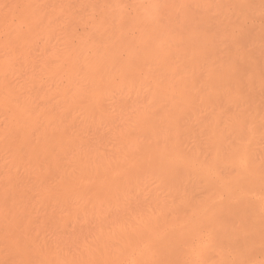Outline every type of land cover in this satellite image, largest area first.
<instances>
[{
  "label": "rangeland",
  "instance_id": "374dc122",
  "mask_svg": "<svg viewBox=\"0 0 264 264\" xmlns=\"http://www.w3.org/2000/svg\"><path fill=\"white\" fill-rule=\"evenodd\" d=\"M111 1L0 0V61L2 60L0 62V86L2 85L3 87H0V97L2 96L0 100L3 99L0 101V107L1 109L4 108L0 111L5 112L3 110L7 108L6 112L8 114L7 116L6 112H0V264H146L149 261V263L154 264L152 261L155 262L157 259L155 258L151 261L150 256L145 263H142L143 260H139L141 259L139 257H142L140 254L142 250L145 252V248L149 249V252L151 251L149 255L151 253L154 254V252H158V256L165 255V257L162 256L161 258L157 256L159 262L156 261L155 264H264V0H201L200 6H204L202 9L195 11L194 8H191L192 13H189V15L192 14L196 23H200L201 21L205 23L204 26L210 25L212 27L210 31H207L208 36L213 37L214 51L217 53L215 55H223L220 57H224L225 60L231 62L234 65L231 66L232 64H230L231 68L233 71H236L239 77L238 81L232 79L235 83L231 82V80L228 81L231 84L227 83L223 78V81L221 80L223 83H220L221 78L219 82L217 79L207 77L209 75L207 74V67H212V64L211 66H208L210 64L207 66L201 64V66L198 63L201 72L195 64H193L194 70L188 68L189 64L186 66L181 65L186 70H190V72H188L189 70L187 71V74H192L191 71L194 74L196 73L194 77L190 76V74H188L189 76L185 74L186 76L183 75V77L182 71H185L183 70L185 68L179 71L181 69L178 67L179 73L182 72L181 76L183 79H179L180 82L182 81V84L185 85L186 83L188 86L187 81L190 79L187 80L186 77H192V79L198 78V82L205 85L200 86L201 84L196 79H194L196 83L193 85V80H191L193 83L191 84L189 81L191 89L196 84H199L197 85L198 88L193 87L192 91H189L187 86L186 90V87L179 82L176 88L177 80L175 81L174 79L179 75L176 74L178 72L176 71L177 65L171 64L170 66V64H166L169 67H165L166 65L164 64V67H160L163 65L162 62L160 64L161 60H159V63L157 60L154 64L150 63L148 68H146V63V66H144L146 69L142 65L141 71L139 69L141 73L140 77H137V74H135V78H133L131 71L129 72L130 74L127 72L130 70L126 69L129 65L127 66V64L124 65L123 63L124 66H127L123 67L122 64L115 61V65L116 63L120 65L121 70L122 67L124 68L123 71L127 70L128 78L124 76L125 82L122 77V75L126 74L125 72L123 74L121 70L114 66L122 73L119 77L118 74L120 73L116 72L115 68L112 70L114 62L111 68L109 66L110 63H106L105 67L108 65L106 73L108 72V74L104 73V70H106L103 67L104 64L99 67L97 66V70H95L97 63L90 62L88 56L89 49L87 48L92 42L101 38L102 33L108 32L110 34L111 29L109 30L104 18L107 16L108 19L112 16L106 15L104 18H101L104 11H107L109 15L118 14L117 7H119L121 15H126L120 19L118 17L119 21L111 19L113 21L111 24L113 31L120 29L125 32V35L137 34L138 32V28L132 22V18L139 10L135 1L115 0L116 5L110 7ZM221 9L223 12L220 15L219 11ZM51 14L52 16H49ZM42 17L45 18L41 19ZM47 19L49 20L45 21ZM51 19L53 20L51 21ZM89 19L91 20L90 22H88ZM174 19L173 13L169 12L168 9H164L162 10V16L159 18V25H170L172 28L169 32L174 34L176 32V29L173 28ZM81 21L82 24L84 22L83 25ZM46 28H48V31ZM224 30L226 32L221 33ZM153 33L156 34L157 32ZM71 37L74 39L73 42L80 39L81 42L79 40L78 42L82 45L76 43V41L72 43ZM51 39L54 40L52 41ZM50 41H52L50 44L53 45L49 44ZM58 41H60L59 44L61 45H57ZM54 44L57 46H54ZM78 44L83 48H80ZM63 45L66 48L61 47ZM76 45L79 51L75 48ZM59 47L62 50L64 49L66 53L67 51H74L75 54H69V52L68 55L70 56H66L67 54L64 56V51L61 54L59 52L62 50H56ZM71 47L75 48L78 55H76L75 50L72 51ZM44 48L46 51L43 52ZM80 49L82 50L80 51ZM82 51L88 53L82 54ZM40 52L44 54L40 55ZM45 52L47 53L45 54ZM111 52H117V49L112 48L109 50V53ZM58 53L60 54L59 58H63L61 59L62 61L59 58H54L58 57ZM71 55H74V58L76 56L75 60L72 59ZM84 55L88 59L86 56L84 58ZM25 56L27 57L25 58ZM80 57H82L83 61ZM66 58H69L70 62ZM76 59L80 60L76 61ZM66 60L71 65L75 64V61L78 63L74 68V66L67 64ZM71 60L74 61L72 62ZM27 62L29 63L27 64ZM84 62L89 63L88 68L85 67L86 63L84 64ZM59 63L61 67L58 68L57 64L60 65ZM225 63L226 61L220 64H224V67L226 65L227 68L228 65ZM90 64L92 65L90 66ZM152 65L154 68H151ZM158 66L159 69L162 68L165 72L167 70L165 68H168L167 72L170 71L171 73L163 71L162 74L160 73L162 76L157 79V73L155 76L152 71L156 72ZM203 66L204 68L206 67L207 71L202 69ZM216 66H213V68L219 74H223L220 70L221 65L217 66L218 68ZM92 67L94 68L92 71L94 74L96 71L101 73L95 74V76L91 72ZM172 67L173 69H170ZM85 68L87 70L90 69L88 70L89 72ZM131 68H134V66ZM44 69L47 70L45 71ZM54 69L55 71H53ZM110 69L116 72V77L115 75L113 76L115 73H112ZM143 69L147 70L145 72H148V69H150L152 73L148 72V76L146 74L144 76ZM210 69L212 70V68ZM43 70L44 72H42ZM51 70L55 73L57 72V74H65L66 76L57 75ZM131 70L133 71L132 73H136L138 69L136 72H134V69ZM226 70L224 69L223 71ZM77 71L87 73H78ZM71 72H74L75 75ZM102 72L105 74L104 77ZM40 73L42 74L41 76ZM50 73L53 75V79ZM202 73L206 75V79L204 74L202 76ZM252 73L255 75V79L251 80V82L250 79L249 82H247L248 80L245 82L242 77ZM67 74L70 75L68 76ZM83 74L84 77L81 76ZM109 74L112 76L110 81L111 79L115 80V82L112 81L114 82L113 84L109 82L108 77L110 76H107ZM93 75L95 77L100 76V78L102 76L101 81L100 78L97 77L98 79H96ZM175 75L177 76L174 77ZM55 76H58L59 80L55 79ZM70 76L72 80L77 79L72 81ZM27 77L29 81H27ZM59 77H62V79ZM64 77L69 79H65L66 83L73 84L72 88H70L71 85L68 88ZM87 77L89 81L86 79ZM82 79L84 81L80 84L79 81H82ZM93 79L96 80L93 81ZM228 79H231V77H228ZM19 80L21 81L18 82ZM183 80L186 82L183 83ZM210 80L212 85H209ZM102 81L103 83L107 81L106 83H111V85L102 84ZM204 81L205 83H203ZM213 81H216L215 83L217 84L215 85ZM24 82H27L26 85ZM206 83L208 84V88ZM62 85H66L67 87ZM82 85L83 87L89 86L81 88ZM214 86L217 87L215 88ZM7 87L8 89L11 88L8 91L9 93H7ZM19 87H22V89ZM35 87L38 89V93ZM91 87H95V90L101 92H94L93 90L92 93L90 92L93 89H90ZM201 87L204 90L203 92ZM18 88L20 91H16ZM66 88L70 92L68 91L67 93ZM178 88L185 89H180L179 92ZM211 88L212 90L215 88L213 93L217 92V96L211 93ZM195 89L197 94L201 92L202 94L204 93L203 95H206L205 98H209V100L206 99L205 103L204 99L201 102L208 105L210 101L212 105H205L204 108V104L199 103L201 100L199 98H203L201 97L202 94H195V96ZM199 89L200 92H198ZM12 90L15 92H10ZM21 90H24L26 94L23 91L24 94L20 93ZM102 90L106 92L104 95ZM148 90H151V93ZM153 90L162 94H159L160 98L165 97L164 100H162L163 98L161 99L163 109L159 104L160 101H158L160 98L156 99L158 98L157 92L154 93ZM74 91L80 93L75 92V94ZM129 91L131 92L129 93ZM185 91H188V94ZM27 92H29V96ZM132 92L135 95L131 94ZM146 92L150 98L146 96ZM190 92H193L191 98L188 96ZM11 93H15L13 95L16 96V99H13L15 96H12ZM69 93L70 95H68ZM101 93L102 96H100ZM179 93L187 95L185 98L186 95L180 94L187 99V102L182 101L184 98H179L181 97L177 95ZM231 93L236 94L234 96L236 98L233 100L231 99ZM151 94H153V97ZM207 94L215 99H211ZM211 94L216 97H213ZM48 95L50 96L49 99ZM154 95L156 98H154ZM20 96L25 99L20 100L22 99ZM7 97L8 100L10 99L9 101L6 100ZM26 99L33 100L27 101ZM21 101L25 102L26 105ZM165 101L166 104L164 103ZM18 102L21 103L17 104ZM4 103L7 104L5 105ZM15 103L16 105H13ZM154 103L159 104L158 106L160 107ZM9 105L12 109L8 108L10 107ZM167 105L170 106L167 107ZM193 105L196 107H193ZM31 106L32 108H30ZM172 106L178 108H173ZM198 107L199 110H202L201 107L204 108V110L200 111V116ZM184 108L189 111H186ZM20 110L22 112L25 110L24 114ZM184 110L190 112L189 114L192 113V115L186 114L187 119H185ZM13 111L15 112L13 113ZM172 111L177 113L176 118L170 114H173ZM181 112H183L184 117ZM193 112L195 114L198 112V114L193 115ZM203 112L205 115H203ZM18 113L22 115L21 121L18 119L19 116L21 118V115ZM210 113H214L215 115L212 114L214 117L211 118ZM14 115H18L17 118ZM1 117L5 119L3 120ZM196 118L199 119L200 123L197 120L198 123H195ZM200 118H202L204 123L201 122ZM214 118H217L216 122L220 125L216 126V128V122L213 123L215 124L214 127L218 130H216L217 133L214 140L227 141L230 139L235 140L234 144H236V140L238 139L237 142L239 144L245 145L243 147L248 145L246 147L248 149L245 148V152L249 153H245L244 150L240 153L245 154V156L249 155L251 159L250 164L259 168L261 172L257 169L260 174H257L256 177L258 178L256 182L252 180L255 177L254 175H256L252 171L254 177L251 178V182L247 181L249 178H245L246 180L243 178L244 182L246 181V186L240 185L242 187L241 190L239 189L241 195L237 194L239 193L237 187H235V185L238 186V184H235L237 181L233 186L231 184V187L236 188L235 192L233 188H228L230 183L227 184L229 180L225 178L227 181L224 182H226L227 186H223L226 187L228 191L226 192L229 193V189H231L233 190L232 193H236H233L236 198H238L237 195L242 196L239 199L240 203L244 204L242 212L235 210V208L233 209L235 211L232 208L230 210L225 208L227 209L225 210L219 206L218 202L222 199L224 200L228 194L225 193L227 194L225 195V191L222 193L223 189L218 187L219 183L223 180L216 178L215 174L217 172L214 173V170H209V173H214L213 175L212 173L209 174L214 182L209 178L212 183L209 182L207 185V178L204 181L203 178L201 179L197 176L201 174H198L199 168L202 170L205 167L209 168V164L213 160L212 151H215L216 147L212 149L214 145H211V148L208 142L213 139V132H216L213 131L215 128L209 130L213 128L212 122L215 121ZM206 120L207 122L205 123ZM11 121L12 125H10ZM208 121L210 122L209 129L208 127L204 128L207 126ZM233 121V126L234 124L237 125L233 127L237 128V135L234 134V131L232 132L233 129L228 130L229 128H227L229 127L227 125H230ZM168 123L174 124L173 126L177 128L171 129ZM16 124L18 125L17 128ZM166 124L167 128H165ZM197 124L200 125L197 126ZM201 124L200 133H196ZM178 126L183 130L182 132ZM14 128L16 131H14ZM169 128L171 130V132L169 130L171 138L168 135ZM162 129L164 130L162 131ZM177 129L181 132L179 133V135L181 134L180 137L176 135L178 133H176ZM156 130L158 134L154 132ZM166 131L167 133H165ZM201 132L203 136L200 135L202 134ZM192 135L195 138L197 136L198 138L201 137V140L197 138L200 141L199 144H197V140ZM235 135L238 137H235ZM174 136L179 137L177 142L175 141L177 137L174 138ZM205 141H208L209 145ZM211 142L213 143V140ZM152 143L154 146L151 145ZM238 147L236 145L233 147L234 149H238L236 154L241 149L240 145ZM155 148L159 153H156ZM161 153H165L164 156ZM171 153H177V158L174 154L175 159L172 157L168 160L170 158L168 156ZM158 154H161L162 160L158 157ZM239 156L238 160L241 164L238 160L239 165L238 163L235 164L239 167H237L238 170L252 166L250 164L246 166L245 163H242L243 159L240 154ZM236 157L238 158V155ZM249 158L247 156L246 159L249 160ZM158 160L163 162V164L161 162V166ZM173 160L176 161V164L175 162L174 164L172 163ZM222 160H219L218 166L215 161V165L219 169L222 167L223 172L226 171V174L227 170L236 168L226 169L228 168L226 163L230 161L229 159L228 162L223 161V164L226 162L224 164L225 168ZM233 161L231 163L234 164L236 160ZM195 162L202 165L199 164V167ZM243 162L246 161L244 160ZM254 166L252 168L256 169ZM193 167L199 169L196 171L197 177H195L196 173ZM222 169L219 172H222ZM234 171H237V169H234ZM241 171L242 174H245L243 170H240L237 173L238 175L240 174L239 176H241ZM247 172H250L249 168ZM219 174L222 175L224 173ZM229 174L227 176H231ZM248 175L249 177L251 176V174ZM204 176L208 177L205 174ZM213 176L220 182H216ZM242 176L241 180L239 179L240 181H242ZM240 181L238 183L244 185V182ZM222 184L220 185L222 186ZM230 196L233 197L231 193ZM227 198L226 200H229ZM232 199L235 200V198H231L230 200ZM234 200L230 203L232 204ZM221 202L223 203L225 200ZM230 203L228 202V204ZM227 205L225 207H228ZM236 206L241 205L238 204ZM177 231L179 234L183 232L184 236L182 235L183 237L180 236L182 238L178 239L177 236L179 234H177ZM257 232L261 233L262 237L260 239L257 238V235L259 236ZM166 238L167 241L165 240ZM148 251L146 250V252ZM159 251L163 252L159 253ZM143 256L147 257L148 255L146 253ZM146 257L144 258L146 259Z\"/></svg>",
  "mask_w": 264,
  "mask_h": 264
},
{
  "label": "bare ground",
  "instance_id": "6f19581e",
  "mask_svg": "<svg viewBox=\"0 0 264 264\" xmlns=\"http://www.w3.org/2000/svg\"><path fill=\"white\" fill-rule=\"evenodd\" d=\"M134 1H135L136 5H137V7H138V9H139V10L136 12L135 16L132 18V22L136 25V28H138V29H137V31H138L137 34H132V35H127V34H126V35H125V32L121 31L120 29H118V30H116V31H113L112 26H111V24H112L113 21H111V19H112V20H118V19H117L118 17H119V19H120V18L126 16V15H121V13H120V8H119V7H117V9H118V14H110V15H109V14H107V11H104L103 14L101 15V18H104L106 15H108V16H112V17H110V18H108V19H107V16H106V18H104V19H106V22H105V23L108 24V28H109V30L111 29V31H110V34H109L108 32H104V33H102V37L99 38L97 41L92 42V43L88 46V48H87V49H89V50H88V51H89V55H88V56H89L90 62H94V64L97 63V65H95L96 68L93 66V67L95 68V70H97V66H98V67H99V66H102V64H104L103 67H105L106 63H107V64L110 63L109 66H110V68H111V66L113 65V62H114V65H113V67H112V70H114V68H115L114 66H116V68H118L119 70H121V66H120V65H117V63H120V64H122L123 67H127V66L129 65L126 69H130L129 71H127V70L123 71L124 68L122 67V70H121L122 73L125 74L126 71H127L128 73L131 71V74L133 75V78H135V77H134L135 74H137V77H138V76L140 77V74H141V73H140V71H141L140 68H142V65H143V68H145L144 66H146V63H147V67H146V68H148V66H150V63H153V64H154L156 60H157L158 63H159V60H161V61H160V64H161V62H162L163 65H161L160 67H162V66L164 67L166 64H170V66H171V64H172V65L174 64V66H175V64H176V65H177V66H176V68H177L176 71H178L179 68L181 69V70H179V71H182V69L185 68V67H182V66H186L187 64H189V65H188L189 67L187 66L189 69H191V70L193 69V70H194V66H193V64H195V66L197 65V66H198L197 68L199 69V67H200L199 65H201V64L204 65V66H207L208 64H210V65H208V66H211V64H212L213 66H216L217 63H219V62H220V63H221V62L224 63V62L226 61L225 64L228 65L227 68H226V65H225V67L223 66L224 64H220V63H219V64L217 65V66H220V65H221V69H220V70H221V72H222L223 74H219V73L216 71V69L213 68V66H212V67H207V70H208V71L205 69L206 67L204 68V66L202 67V69H204V71L206 70V71L208 72L207 74H209V75H207V77H209V78L211 77L210 79H217V80L219 81V79L221 78V79H220V81H221L222 78H223V80H226L227 83H230V82H228V81H230V80H231V82H233L232 79H233L234 81H238V80H239V77L237 76L236 71H233V69L231 68V66H234V65H233L231 62H229L228 60H225L224 57H220V56H223V55H219V56H218V55H215V54H217V53L214 51V49H215V45H214V41H213V39H212L213 37L208 36V35H209V34H208V31H210V30L212 29V27H211L210 25H205V26H204L205 23H204V22H201V21H200V23H196V22L194 21V19H193L192 14L189 15V13H192V9H191V8H194L195 11H197V10H200V9H202V8L204 7V6H200V5H201V0H134ZM115 5H116V1H115V0H112V1H111V6H110V7L115 6ZM164 9H168L169 12L173 13V15H174V17H175V19L173 20V21H175L174 24H173V28L176 29V32H175L174 34H171V33L169 32L170 29L172 28L170 25H166V26H164V25H159V18L162 16V10H164ZM41 12H42V11H41ZM49 12H50V11H49ZM51 12H52V10H51ZM51 12H50V13H51ZM222 12H223V11H222V9H221V10L219 11V14L221 15ZM52 13H53V12H52ZM40 14L43 16L42 13H40ZM40 14H39V15H40ZM45 14H46V12H45ZM45 14H44V15H45ZM54 15H55V14H54ZM54 15H53V16H54ZM49 16H52V14L49 15ZM56 16H57V15H56ZM45 17H46V16H45ZM45 17H42L41 19H43V18H45ZM39 18H40V17H39ZM39 18H38V19H39ZM51 18H52V17H51ZM55 18H57V17H55ZM55 18H54V19H55ZM36 19H37V17H36ZM49 19H50V17H49ZM49 19H47V20H45V21H48ZM52 20H53V19H51V21H52ZM36 21H37V20H36ZM38 21H39V20H38ZM90 21H91V20L89 19L88 22H90ZM118 21H119V20H118ZM88 22H86V23H88ZM41 24H43V23H41ZM49 24H50V23H49ZM81 24H82V21H81ZM83 24H84V22H83ZM83 24H82V25H83ZM27 26H28V25H27ZM53 27H54V26H53ZM53 27H52V28H53ZM55 28H57V27L55 26ZM46 29H47V31H48V28H46ZM156 29H157V30H156ZM33 30H34V29H33ZM55 30H56V29H55ZM207 30H208V31H207ZM50 31H51V30H49V32H50ZM159 31H160V34H159ZM29 32H30V31H29ZM153 32H157V33L155 34V33H153ZM225 32H226V30L222 31L221 33H225ZM31 33H32V31H31ZM50 33H52V31H51ZM114 33H115V34H114ZM153 35H154V36H153ZM71 39H72V37H71ZM51 40H52V39H51ZM53 40H54V39H53ZM53 40H52V41H53ZM55 40H56V39H55ZM73 40H74V39H72V41H71L72 43H74V42L76 41V40H75V41L73 42ZM78 40H79V42H81L80 39H78ZM78 40L76 41V43H79ZM52 41H50L49 44H50ZM59 42H60V41H58V44H57V45H61V44H59ZM62 43H63V42H62ZM72 43H71V44H72ZM49 44H48V45H49ZM55 44H56V43H55ZM55 44H54V46H57V45H55ZM79 44H80V43H79ZM79 44H78V45H79ZM50 45H53V44H50ZM64 45H65V44H64ZM64 45L61 46V47H65V48H66V46H64ZM80 45H82V44H80ZM80 45H79V47H80ZM46 46H47V45H46ZM52 47H53V46H52ZM72 47H73V46H72ZM72 47H71L72 51L75 50V48H76V49L78 48L77 45H76V47L74 46V47H75L74 49H73ZM81 47H82V46H81ZM81 47H80V48H81ZM53 48H54V47H53ZM82 48H83V47H82ZM112 48H116V49H117V52H111V53H109V50L112 49ZM46 49H48V48H46ZM58 49L62 50L60 47H59V48H56V50H58ZM85 49H86V47H85ZM85 49H84V50H85ZM42 50H43V49H42ZM68 50H69V47H68ZM77 50H78V49H77ZM81 50H82V49H80V51H81ZM44 51H46L45 48H44L43 52H44ZM51 51H52V50H51ZM63 51H64V49H63L62 51H60L59 53L62 54ZM75 51H76V50H75ZM78 51H79V50H78ZM86 51H87V50H86ZM9 52H11V51H9ZM55 52H56V51H55ZM64 52H65V51H64ZM69 52H70V51H69ZM69 52L67 51V53L65 52V54L63 53V55L65 56V55L67 54L66 56H70V55H68ZM82 52H83V51H82ZM82 52H81V53H82ZM46 53H47V52H45V54H46ZM49 53H50V52H49ZM59 53H58V57H54V56H53V57H54V58H59V56H60ZM71 53H74V54H75L74 51H73V52H70L69 54H71ZM79 53H80V52H79ZM84 53L87 54L88 52L86 53V52L84 51L82 54H84ZM8 54H9V53H8ZM41 54H42V52H40V55H41ZM43 54H44V53H43ZM43 54H42V55H43ZM51 54H52V53H51ZM10 55H12V53H10ZM40 55H38V56H40ZM54 55H55V54H54ZM76 55H78V54H77V51H76ZM80 55H81V54H80ZM8 56H9V55H8ZM8 56H7V57H8ZM50 56H51V55H50ZM55 56H56V55H55ZM85 56H86V55H84V58H85ZM7 57H6V58H7ZM26 57H27V56H25V58H26ZM44 57H45V56H44ZM61 57H62V56H61ZM71 57H73L72 59H74V60H75V58H76V56H75V58H74V55H73V56L71 55ZM86 57H87V56H86ZM40 58H41V57H40ZM49 58H50V57H49ZM69 58H70V57H69ZM69 58H68V59L66 58V59L69 61ZM78 58H79V57H78ZM80 58L82 59V57H80ZM41 59H43V58H41ZM45 59H47V58H45ZM59 59H60V58H59ZM61 59H63V58H61ZM61 59H60V60H61ZM87 59H88V57H87ZM22 60H23V59H22ZM25 60H28V59H25ZM25 60H24V61H25ZM43 60H44V59H43ZM47 60H48V59H47ZM49 60H50V59H49ZM51 60H52V58H51ZM60 60H59V62H60ZM67 60H66V62H67ZM74 60H73V61H74ZM78 60H80V59H76V61H78ZM1 61H2V60H1ZM1 61H0V62H1ZM5 61H6V60H5ZM29 61H30V60H29ZM33 61H34V60H33ZM53 61H57V60H53ZM61 61H62V60H61ZM71 61H72V60H71ZM73 61H72V62H73ZM76 61H75V64L73 63V65H71V64L68 63V62H67V64H70L71 66H74V68H75V65L78 63V62H76ZM82 61H83V59H82ZM82 61H81V62H82ZM115 61H117L116 65H115ZM223 61H224V62H223ZM14 62H15V61H14ZM14 62H13V63H14ZM19 62H20V59H19ZM25 62H26V61H25ZM66 62H65V63H66ZM69 62H70V61H69ZM88 62H89V61H88ZM88 62H84V64L86 63V66H85V67H87V68L89 67L88 64L90 63V62H89V63H88ZM157 62H156V63H157ZM215 62H217V63H215ZM28 63H29V62H27V64H28ZM34 63H35V62H34ZM39 63H40V62H39ZM42 63H43V62H42ZM48 63H49V62H48ZM98 63H100V64H98ZM111 63H112V64H111ZM123 63H124V65L127 64V66H124ZM148 63H149V64H148ZM196 63H197V64H196ZM198 63H200V64L198 65ZM203 63H205V64H203ZM228 63H229V64H228ZM4 64H5V63H4ZM14 64H15V63H14ZM14 64H12V65H14ZM37 64H38V63H37ZM46 64H47V62H46ZM51 64H53V63H51ZM55 64H56V63H55ZM59 64H60V63H59ZM79 64H81V63H79ZM160 64H157V65H160ZM164 64H165V65H164ZM230 64H232V65L230 66ZM12 65H9V66H12ZM30 65H31V63L29 64V67H30ZM32 65H33V63H32ZM91 65H92V64H90V66H91ZM131 65H132V66H131ZM135 65H136V67H135ZM181 65H182V66H181ZM202 65H201V66H202ZM48 66H50V64H48ZM55 66H56V65H55ZM57 66H58V68H59V67H61V64H60V65L57 64ZM77 66H78V65H77ZM107 66H108V65H107ZM107 66H106V67H107ZM118 66H119V67H118ZM133 66H134V68H131V67H133ZM138 66H139V68H137ZM140 66H141V67H140ZM174 66H173V67H174ZM180 66H181V67H180ZM217 66H216V67H217ZM222 66H223V67H222ZM27 67H28V65H27ZM43 67H44V66H43ZM43 67H42V68H43ZM53 67H54V66H53ZM82 67H84V66H82ZM93 67H92V69H91V72H92L93 69H94ZM103 67H102V68H103ZM106 67H105V68H106ZM155 67H156V65H155ZM165 67H169V66L166 65ZM173 67L170 68V69H173ZM178 67H179V68H178ZM192 67H193V68H192ZM47 68H49V67H47ZM50 68H51V67H50ZM90 68H91V67H90ZM116 68H115V69H116ZM136 68H137L138 70H137ZM146 68H145V69H146ZM151 68H154V66L152 65ZM151 68H150V69H151ZM188 68H187V69H188ZM197 68L195 67L196 70H197ZM210 68H212V70H211ZM217 68H218V67H217ZM219 68H220V67H219ZM230 68H231V69H230ZM55 69H56V67H55ZM55 69H54L53 71H55ZM72 69H73V68H72ZM108 69H109V68H108ZM131 69H134V70L136 69L137 72H136V70H135L134 72H136V73H132L133 71H132ZM139 69H140V71H139ZM150 69H148V70H149V71H148L149 73L154 72L153 75H155V76H156V73H157V79H158V77H161V76H162L161 74L163 73V71L165 72V70H162V68L159 69V66H158V68H157L158 70L155 69V70H157L156 72H155V71H152V72H151V70H154V69H151V70H150ZM165 69L169 70L168 68H165ZM189 69H188V70H189ZM222 69H223V70H224V69H225V70L227 69V70H228V73H227V70H226V71H223ZM26 70H27V68H26ZM37 70H39V69H37ZM44 70H45V69H44ZM44 70H43L42 72H44ZM46 70H47V69H46ZM46 70H45V71H46ZM58 70H59V69H58ZM79 70H80V67H79ZM82 70H84V69H82ZM85 70L88 71V70H90V69L87 70V69L85 68ZM85 70H84V71H85ZM95 70H94V71H95ZM99 70H101V69L99 68ZM99 70H98V71H99ZM103 70H104V69H103ZM110 70H111V69H110ZM110 70H109V71H110ZM112 70H111V72H112V73H115V74H113V76L115 75V77H116V76H117V75H116V72H119V70L116 69V72H115V71H112ZM159 70H160V72H159ZM161 70H162V71H161ZM167 70H166V72H167ZM174 70H175V69H174ZM174 70H173V71H174ZM183 70H185V71H182L184 74H183L182 72L179 73V71L176 72L177 75L179 74V75H178L179 78L177 77L176 79H174L175 81L177 80V81H176V82H177L176 88L178 87V82H179L180 84H182V83H181L182 81L180 82L179 79H181V78L183 79V77L186 76L185 74H187V71H188V70H186V68L183 69ZM196 70H195V71H196ZM229 70H230L231 72H230ZM51 71H52V70H51ZM53 71H52V72H53ZM56 71H57V69H56ZM75 71H76V69H75ZM75 71H74V72H75ZM104 71H105V72H104L105 74H108V72L106 73L107 68H106V70H104ZM121 71H120V72H121ZM138 71H139V73H138ZM145 71H147V70H144V69H143L144 76H146V75L148 76V74H147L148 72H145ZM195 71H194V72H195ZM197 71H198V70H197ZM197 71H196V72H197ZM199 71L201 72L200 69H199ZM39 72H41V71H39ZM42 72H41V73H42ZM67 72H69V71H67ZM74 72H73V73L71 72V73L75 75ZM77 72H78V71H77ZM80 72L82 73L83 71H80ZM80 72H78V73H80ZM88 72H89V71H88ZM91 72H90V74H91ZM120 72H119V73H120ZM124 72H125V73H124ZM166 72H165V73H166ZM169 72H170V71H169ZM169 72H167V73H169ZM174 72H175V71H174ZM185 72H186V73H185ZM188 72H190V70H189ZM191 72H192V74H190V73H188V74H190V76H193V77H194V75H195L196 73L194 74L193 71H191ZM200 72H198V73L200 74ZM210 72H211V73H210ZM215 72H216V73H215ZM41 73H40V76L42 75ZM46 73H47V72H46ZM46 73H44V74H46ZM53 73H55V72H53ZM65 73H66V72H65ZM69 73H70V72H69ZM78 73H77V74H78ZM83 73H85V72H83ZM86 73H87V72H86ZM86 73H85V74H86ZM92 73H93V72H92ZM98 73H101V72H97V71L95 72V74H97V75H98ZM102 73H103V72H102ZM104 73H103V74H104ZM112 73H110V74L112 75ZM122 73H120V74L117 73V74H118V76H119V75H122ZM160 73H161V74H160ZM170 73H171V72H170ZM181 73H182V76L184 75L183 77L181 76ZM198 73H197V75H198ZM224 73H225V75H224ZM26 74H27V73H26ZM44 74H43V75H44ZM50 74H51V73H50ZM55 74H57V72H56ZM59 74H60V73H58L57 75H59ZM72 74H71V76L73 77ZM93 74H94V73H93ZM95 74H94V75H95ZM103 74H102V75H103ZM105 74L103 75V77L105 76ZM110 74L107 75V76H110V77H108V78H109V82H112V81L115 82L114 79H113V80L111 79V81H110V78L112 77ZM126 74H127V73H126ZM126 74H125V75H122V77L124 78V76H127L126 78H128V74H127V75H126ZM129 74H130V73H129ZM138 74H139V75H138ZM145 74H146V75H145ZM158 74H160V75L158 76ZM173 74H174V73H173ZM188 74H187V76H189ZM203 74H204V73H202V76H203ZM205 74H206V72H205ZM205 74H204V75H205ZM216 74H218V75H216ZM51 75H52V74H51ZM60 75H61V74H60ZM62 75H65V74H62ZM62 75H61V76H62ZM67 75H68V74H67ZM69 75H70V74H69ZM69 75H68V76H69ZM78 75H79V74H78ZM91 75H92V74H91ZM91 75H89V76H91ZM94 75H93V76H94ZM177 75H175L174 77H176ZM211 75H212V76H211ZM213 75H214V76H213ZM20 76H22V75H20ZM26 76H27V75H26ZM36 76H38V75L36 74ZM36 76H35V77H36ZM47 76H48V75H47ZM65 76H66V75H65ZM71 76H70V79H71ZM81 76L84 77V74L81 75ZM81 76H80V78H81ZM95 76H96V75H95ZM95 76H94V78H96V79L100 78V76H99V77L97 76L98 78L95 77ZM107 76H106V78H107ZM135 76H136V75H135ZM199 76H200V75H199ZM202 76H201V77H202ZM216 76H218L219 78H218V77L216 78ZM222 76H223V77H222ZM224 76H226L225 79H224ZM227 76H228L229 78L231 77V79H228V80H227V78H228ZM42 77H43V76H42ZM42 77H40V78H42ZM44 77H45V76H44ZM49 77H51V76H49ZM49 77H48V78H49ZM85 77H86V76H85ZM91 77H92V76H91ZM119 77H120V76H119ZM122 77H121V78H122ZM129 77H131V76H129ZM137 77H136V78H137ZM214 77H215V78H214ZM234 77H235L236 79H237V78H238V79L236 80ZM15 78H16V77H15ZM17 78H18V77H17ZM24 78H25V76H24ZM29 78H30V77H29ZM36 78H37V77H36ZM59 78L62 79V77H59ZM78 78H79V77H78ZM123 78H122V79H123ZM171 78H173V76H171ZM186 78H187V80L190 79L189 81H190L191 84L194 83L193 85H195V83H196V81L194 82V79H196V80L198 79V78H194V79H192V77H191V78L186 77ZM199 78H200V77H199ZM242 78H243V80H245V82H246V80H248L247 82H249V79H250V82H251V80L253 81V80L255 79V75L252 73V74H250V75H245V76H243ZM13 79H14V78H13ZM27 79H28V77H27ZM30 79H31V78H30ZM52 79H53V75H52ZM55 79L59 80V79H58V76H55ZM65 79H67V78L64 77V81H65V83H66V80H65ZM75 79H77V78H75ZM75 79H73V80L71 79V80L74 81ZM83 79H84V78H83ZM83 79H82V81H79L80 79L78 80V81L80 82V84H81V82H83V81L85 80V79H84V80H83ZM86 79L88 80V77H87ZM96 79H93V81H95ZM101 79H102V76H101V78H100V81H101ZM118 79H119V78H118ZM184 79H185V78H184ZM200 79H202V78H200ZM205 79H206V75H205ZM205 79H203V80H205ZM14 80H15V79H14ZM14 80H13V81H14ZM22 80H23V79H22ZM31 80H32V79H31ZM37 80L39 81V79H37ZM67 80H69V79H67ZM87 80H86V81H87ZM91 80H92V79H91ZM185 80H186V79H185ZM187 80H186V81H187ZM191 80H193V83H192ZM208 80H209V79H208ZM223 80H222V81H223ZM20 81H21V80H19L18 82H20ZM24 81H25V79H24ZM27 81H29V79H28ZM33 81H35V79H33ZM33 81H32V82H33ZM41 81H42V80H41ZM62 81H63V80H62ZM88 81H89V80H88ZM107 81H108V80H107ZM107 81H106V82H107ZM119 81H120V79H119ZM123 81L125 82L126 79L124 78ZM183 81H184V80H183ZM186 81H184L183 83H185ZM189 81H187L188 86L186 85V83H185V85L182 84V85H184V87L187 86V87L189 88V89H188L189 91H190V90L192 91V89H194L195 87H197V85L201 84V82L199 83V82H198L199 80H197V82H198L199 84H196V86H195V87L193 86L194 88L192 87V89H191V87H189V84H190ZM201 81H202V80H201ZM205 81H206V80H205ZM205 81H204L203 83H205ZM220 81H219V82H220ZM222 81H221L220 83H223ZM32 82H31V84H32ZM43 82H44V81H43ZM52 82H53V80H52ZM55 82H56V81H55ZM55 82H54V83H55ZM79 82H78V83H79ZM106 82L103 83V81H102L101 83H102V84H106V85H111V83L108 84V83H106ZM114 82H112V84H113ZM120 82H122V80H121ZM132 82H133V84H135L134 81H132ZM206 82H207V81H206ZM213 82L215 83L216 81H213ZM224 82H225V81H224ZM13 83H14V82H13ZM24 83H25V82H24ZM26 83H27V82H26ZM26 83H25V85H26ZM33 83H35V82H33ZM54 83H53V85H54ZM57 83H59V81H57ZM60 83H61V81H60ZM87 83H88V82H87ZM99 83H100V82H99ZM101 83H100V84H101ZM208 83H209V81H208ZM211 83H212V82H211V80H210V84H209V85H212ZM233 83H235V82H233ZM233 83H232V84H233ZM36 84H38V83H36ZM36 84H35V85H36ZM42 84H43V83H42ZM66 84H68V82H67ZM74 84H75V83H74ZM82 84H83V83H82ZM89 84H90V83H89ZM102 84H101V86H103ZM115 84H117V83H115ZM123 84H125V83H123ZM175 84H176V83H175ZM191 84H190V86H191ZM206 84H207V83H206ZM216 84H217V83H215V85H216ZM230 84H231V83H230ZM236 84H237V83H236ZM14 85H16V84H14ZM29 85H30V84H29ZM35 85H33V86H35ZM60 85H61V84H60ZM69 85H71L70 88L73 87V86H72L73 84H70V83H69V84L67 85L68 88H69ZM90 85H91V84H90ZM98 85H99V84H98ZM118 85H119V82H118ZM121 85H122V84H121ZM131 85H132V84H131ZM131 85H130V87H132ZM202 85H204V84H201L200 86H202ZM23 86H24V85H23ZM33 86H31V87H30V86H27V87L32 88ZM39 86H40V84H39ZM39 86H38V87H39ZM43 86H45V85H43ZM62 86H66V85H62ZM67 86H66V87H67ZM74 86H75V85H74ZM76 86H77V85H76ZM88 86H89V85H88ZM88 86H85V87H88ZM204 86H205V85H204ZM236 86H237V85H236ZM0 87H2V85H1ZM24 87H25V86H24ZM40 87H41V86H40ZM79 87H80V86H78V88H79ZM82 87H83V85L81 86V88H82ZM85 87H83V88H85ZM95 87H96V86H95ZM95 87H94V88H95ZM182 87H183V86H182ZM187 87H186V90H187ZM214 87H215V86H214ZM216 87H217V86H216ZM216 87H215V88H216ZM2 88H3V87H2ZM5 88H6V86H5ZM12 88H14V87H12ZM16 88H17V87H16ZM19 88L22 89V87H19ZM19 88L16 89V91H17V90L20 91ZM25 88H26V87H25ZM35 88H36V87H35ZM68 88H66V89H67V91H66L67 93H68V91H69ZM74 88H75V87H74ZM81 88H79V89H81ZM92 88H93V87H91L90 89H92ZM94 88H93L92 90H90V92L93 93V90H94V92H95V91H98V90H95ZM197 88H198V87H197ZM199 88H200V87H199ZM201 88H202V87H201ZM205 88H206V87H205ZM207 88H208V84H207ZM209 88H210V86H209ZM215 88H213V90H214ZM0 89H1V88H0ZM7 89H8V87H7ZM10 89H11V88H9V89L7 90V93H9L8 91H9ZM23 89H24V88H23ZM36 89H37V88H36ZM41 89H42V88H41ZM43 89H44V88H43ZM45 89L48 90L46 87H45ZM45 89H44V90H45ZM55 89H57V88H55ZM96 89H97V88H96ZM99 89L101 90V88H99ZM180 89H181V90H184L185 88H183V89L180 88ZM180 89L178 88V91H179ZM30 90H31V89H30ZM34 90H35V89H34ZM39 90H40V89H39ZM197 90H198V89H197ZM201 90H202V92L204 91L203 88H202ZM213 90H212V88H211V93H213ZM22 91L25 92L24 90H21L20 93L24 94ZM48 91H49V90H48ZM53 91H54V90H53ZM53 91H52V93L54 94L55 91H54V92H53ZM81 91H82V90H81ZM131 91H132V90H131ZM131 91H129V93H130ZM148 91H149V90H148ZM148 91H147V92H148ZM153 91H154V90H153ZM176 91H177V90H176ZM178 91H177V92H178ZM193 91H194V90H193ZM195 91H196V89H195ZM208 91H209V90H208ZM1 92H2V91H1ZM5 92H6V90H5ZM10 92H15V91L12 90V91H10ZM44 92H45V91H44ZM69 92H70V91H69ZM75 92L80 93V92H78V91H74V93H75ZM85 92H86V91H85ZM88 92H89V91H88ZM90 92H89V94H90ZM98 92L100 93L101 91H98ZM103 92H104V91L102 90V93H103ZM147 92H146V96H149V94H148ZM156 92H157V91H156ZM156 92L154 91V93H156ZM179 92H180V91H179ZM185 92H187L186 94H188V91H185ZM198 92H200V89H199ZM2 93H4V92H2ZM7 93H6V94H7ZM27 93H28V96H29V92H27ZM37 93H38V89H37ZM40 93H41V92H40ZM40 93H39V94H40ZM42 93H43V91H42ZM92 93H91V95H92ZM102 93H101L100 96H102ZM105 93H106V92H104L103 95H104ZM149 93H151V90L149 91ZM206 93H207V92H206ZM13 94H15V93H13ZM13 94L11 93L12 96H15V95H13ZM25 94H26V92H25ZM39 94H38V95H39ZM44 94H45V93H44ZM44 94H43V96H44ZM57 94H58V92H57ZM75 94H76V93H75ZM86 94L88 95V93H86ZM127 94H128V93H127ZM131 94H134V93L132 92ZM131 94H130V95H131ZM159 94H160V93L157 92V95H158V96H157L156 94H155V95H156L158 98H156L155 95H154V98L159 99V98H160V97H159ZM169 94H170V93H169ZM180 94H181V93H179V94H177V95H179V96H181V95H184V96H185V95H186V94H184V93H182L181 95H180ZM192 94H193V92H192V93L190 92L188 96L191 98V97H192V96H191ZM195 94H197V91L194 93V95H195ZM200 94H202V93L200 92ZM200 94L198 93L197 95H200ZM203 94H204V93H203ZM203 94H202V95H203ZM213 94H216V96H217V92H215V93H213ZM234 94H235V93H231V99H232V100L236 98V97L234 98V96H236L237 92H236L235 95H234ZM7 95H8V94H7ZM16 95H18V94H16ZM32 95H33V94H32ZM35 95H36V94H35ZM46 95H47V93H46ZM54 95H55V94H54ZM54 95H52V96L54 97ZM68 95H70V93H69ZM78 95H79V94H78ZM81 95H82V94H81ZM81 95H80V96H81ZM95 95H97V94H95ZM98 95H99V94H98ZM128 95H129V94H128ZM134 95H135V94H134ZM152 95H153V94H151V96H152ZM160 95H162V94H160ZM202 95H201V97H203V98H199V99H201V100H200V102H199V101H198V102L201 103V104H204V103L206 102V99L209 100V98H207V97L205 98L206 95H203V96H202ZM207 95L210 96L209 94H207ZM211 95H212V94H211ZM232 95H233V96H232ZM18 96H19V95H18ZM21 96H23V95H21ZM21 96H20V97H21ZM39 96H40V95H39ZM43 96H42V98H43ZM48 96H49V95H48ZM73 96H74V94H73ZM73 96H72V97H73ZM132 96H133V95H132ZM136 96H137V95H136ZM138 96H139V95H138ZM163 96H165V95H163ZM195 96H196V95H195ZM212 96H213V97H216L215 95H212ZM237 96H238V95H237ZM1 97H2V96H1ZM1 97H0V98H1ZM23 97H25V96H23ZM32 97H33V96H32ZM37 97H38V96H37ZM44 97H46V96H44ZM78 97H79V96H78ZM78 97H77V98H78ZM81 97H82V96H81ZM85 97H86V96H85ZM92 97H94V96H92ZM98 97H99V96H98ZM152 97H153V96H152ZM176 97H177V96H176ZM186 97H187V95L185 96V98H186ZM189 97H188V99H189ZM197 97H198V96H197ZM232 97H233V98H232ZM21 98H22V97H21ZM28 98H29V97H28ZM30 98H31V97H30ZM39 98H40V97H39ZM49 98H50V96L48 97V99H49ZM70 98H71V97H70ZM74 98H75V97H74ZM148 98H150V96H149ZM154 98H153V99H154ZM162 98H163V97H162ZM162 98H160V100H158V101H160V103H159L160 106H161V104L163 103L162 100H164L165 97H164L163 99H162ZM179 98H184V97L181 96V97H179ZM179 98H178V99H179ZM185 98L182 99V101H186V102H187V99H185ZM193 98H194V97H193ZM210 98L213 99L211 96H210ZM13 99H16V96H15ZM19 99H20V98H19ZM23 99H25V98H22V99H20V100H23ZM40 99H41V98H40ZM151 99H152V98H151ZM161 99H162V100H161ZM196 99H197V98H196ZM196 99H194V100H196ZM199 99H198V100H199ZM202 99H204V100H203L204 103L201 102ZM211 99H210V100H211ZM214 99H215V98H214ZM214 99H213V100H214ZM2 100H3V99H2ZM2 100H0V101H2ZM6 100H8V97L6 98ZM9 100H10V99H9ZM9 100H8V101H9ZM26 100H27V99H26ZM28 100H33V99H28ZM28 100H27V101H28ZM34 100H35V99H34ZM36 100H37V99H36ZM38 100H39V99H38ZM41 100H42V99H41ZM46 100H47V99H46ZM167 100H168V98H167ZM191 100L193 101V99H191ZM208 100H207V101H208ZM16 101H17V100H16ZM156 101H157V100H156ZM176 101H178V100L176 99ZM179 101H180V100H179ZM182 101H181V102H182ZM196 101H197V100H196ZM196 101H194V102H196ZM21 102H23V101H21ZM21 102H18L17 104H19V103H21ZM167 102H168V101H167ZM186 102H185V103H186ZM188 102H189V101H188ZM2 103H3V102H2ZM23 103H25V102H23ZM164 103L166 104V101H165ZM170 103H171V101H170ZM182 103H183V102H182ZM190 103H192V102H190ZM208 103L211 104L210 101H209ZM4 104H5V103H4ZM6 104H7V103H6ZM6 104H5V105H6ZM11 104H12V103H11ZM11 104H10V105H11ZM29 104H30V102H29ZM154 104H156V103H154ZM159 104H158V105H159ZM167 104H169V103H167ZM197 104H198V103H197ZM209 104H208V105H209ZM2 105H3V104H2ZM2 105H1V106H2ZM5 105H4V106H5ZM10 105H9V106H10ZM13 105H16V103L13 104ZM25 105H26V103H25ZM31 105H33V104L31 103ZM158 105L156 104V106H158ZM174 105L178 106L177 104H174ZM199 105H200V104H199ZM205 105H207V104H204V108H205ZM208 105H207V106H208ZM211 105H212V104H211ZM23 106H24V104H23ZM27 106H28V105H27ZM160 106H158V107H160ZM164 106L166 107V105H164ZM168 106H170V105H167V107H168ZM176 106H175V107H176ZM200 106H201V105H200ZM2 107H3V106H2ZM5 107H7V106H5ZM12 107H13V106H12ZM14 107H16V106H14ZM17 107H18V105H17ZM25 107H26V106H25ZM25 107H24V108H25ZM162 107H163V105L161 106V108H162ZM172 107L175 108L174 106H172ZM180 107H182V106H180ZM193 107H196V106L193 105ZM8 108L12 109L11 106L8 107ZM18 108H19V107H18ZM18 108H17V109H18ZM27 108H28V107H27ZM30 108H32V106H31ZM176 108H178V107H176ZM201 108H202V110H204L203 107H201ZM2 109H4V108H2ZM2 109H1V107H0V110H2ZM10 109H9V110H10ZM15 109H16V108H15ZM162 109H163V108H162ZM171 109H172V108H171ZM184 109H185V108H184ZM207 109H208V108H207ZM207 109H206V111H207ZM210 109H211V108H210ZM9 110H8V111H9ZM25 110H27V109H25ZM25 110H24V111H25ZM28 110H29V108H28ZM173 110H174V109H173ZM185 110H186V111H189V110H187V109H185ZM185 110H184V111H185ZM191 110H192V108H191ZM198 110H199V107H198ZM202 110H199V116H200V111H202ZM3 111L6 112V111H7V108H6V110H3ZM10 111H11V110H10ZM17 111H18V110H17ZM20 111H21V110H20ZM24 111H23V112H24ZM175 111H176V110H175ZM186 111H185V114H184L185 117H186V114H187V115H192V113L189 114L190 112H186ZM193 111H194V109H193ZM206 111H205V112H206ZM0 112H2V111H0ZM5 112H2V113H5ZM14 112H15V111H13V113H14ZM21 112H22V111H21ZM23 112H22V113H23ZM172 112H173V111H172ZM191 112H192V111H191ZM194 112H196V110H195ZM194 112H193V113H194ZM31 113H32V112H31ZM174 113H175V114H174ZM181 113H182V115H183V112H181ZM214 113H215V112H214ZM214 113H212V114H214ZM5 114H7V112H6ZM18 114H19V113H18ZM23 114H24V113H23ZM170 114H171L172 116L174 115L175 118L177 117V115H176L177 113H176V112H173V114H172V113H170ZM170 114H169V115H170ZM197 114H198V112H197ZM197 114L194 113L193 115H197ZM210 114H211V113H210ZM212 114H211V118L214 117V115H215V114H214V115L212 116ZM1 115L3 116V114H1ZM19 115H21V114H19ZM180 115H181V114H180ZM184 115H183V117H184ZM203 115H205L204 112H203ZM7 116H8V114H7ZM14 116H16V118H17L18 115H14ZM14 116H13V118H14ZM178 116H179V113H178ZM201 116H202V114H201ZM217 116H218V113H217ZM3 117H4V116H3ZM189 117H190V116H189ZM7 118H8V117H7ZM16 118H14V119H16ZM26 118H27V117H26ZM26 118H25V119H26ZM187 118H188V117H186L185 119H187ZM198 118H199V117H198ZM202 118H203V117H202ZM202 118H200V120H201V122L204 123V121L202 120ZM207 118H208V117H207ZM207 118H206V119H207ZM1 119H3V118L1 117ZM4 119H5V118H4ZM4 119H3V120H4ZM14 119H13V120H14ZM18 119H20V121H21V119H22V115H21V118H20V116H19ZM18 119H17V120H18ZM28 119H29V118H28ZM208 119H210V118H208ZM214 119H215V121H214ZM214 119H213L214 122H212V125H213L212 127H213V128H210V129H209V127H208V126H209V123H210L209 121H208V124H206L207 126L204 127L205 124H203V125H204L203 127H204V128H207V127H208L209 130H212V129H214L216 126H217V127L220 126V125H218V123L216 122V119H217V118H214ZM177 120H178V119H177ZM196 120L199 121V119H197V118L195 119V123H198ZM204 120H205V119H204ZM211 120H212V119H211ZM0 122H1V121H0ZM25 122H27V121H25ZM25 122H24V123H25ZM206 122H207V120L205 121V123H206ZM215 122H216V123H215ZM16 123H17V121H16ZM19 123H21V122H19ZM27 123H29V122H27ZM199 123H200V121H199ZM213 123H215L216 125L213 124ZM233 123H234V121H233L230 125H227V126H229V127H227V126H226V127L229 128L228 130H232V129H233L232 132L234 131V134H236V132H237L236 129H237V128L235 129V128H233V127H236L237 125L234 124V126H233ZM3 125H4V124H3ZM10 125H12V121H11ZM16 125H17V124H16ZM22 125H23V124H22ZM25 125H26V124H25ZM173 125H174V124H173ZM173 125H172L171 123H170V124L168 123V126H170L171 129L174 128V127L177 128L176 126H173ZM198 125H200V124H197V126H198ZM214 125H215V127H214ZM5 126H6V125H5ZM172 126H173V127H172ZM238 126H239V125H238ZM17 127H18V125L16 126V128H17ZM201 127H202V124H201V126L198 128V131L196 130V133L199 132V130H200ZM210 127H211V125H210ZM217 127H216V128H217ZM230 127H231V128H230ZM158 128H159V127H158ZM158 128H157V130H158ZM165 128H167V124H166ZM175 128H174V129H175ZM178 128H179V130H180L181 132L183 131L182 129H180L179 126H178ZM196 128H197V127H196ZM216 128H215L213 131H216V130H217ZM6 129H7V128H6ZM234 129H235V130H234ZM9 130H10V129H9ZM157 130L154 131V132H157ZM163 130H164V129H162V131H163ZM169 130H170V128L168 129V135H169V137L171 138V136H170V134H169ZM177 130H178V129H177ZM179 130L176 131V133L178 132V133L176 134L177 136L179 135V133H181V132H179ZM228 130H227V131H228ZM14 131H16L15 128H14ZM200 131H201V130H200ZM217 131H218V130H217ZM217 131H216V132H213V133H214V135H213V139L211 138V139L213 140V143H214V144L211 142L212 140H209V142L207 141V142L210 144V147H211V148H212L211 145H214L212 149H215L214 147H216V149H217V150L215 149V151L213 150L214 152L212 151V159H213V160L215 159V160H214V161L211 160L212 163L209 164L210 166L208 165L210 169H209L208 167H205V168L202 167V168H204V169L207 170V171H205L204 169L202 170L201 168H199L200 165H202V164L199 163V164H200V165H199L197 162H195V164L197 163V165L199 166L198 168H199L200 171H202V172L198 171L199 169H196V167H195V168L193 167L195 173H196V171H198V174L201 173L203 176H204V174H205V175L208 176V177H205V176L203 177L201 174L197 175V173H196V174L194 173V174H195V177L198 176V177L201 178V179L203 178L204 181H206L205 178H207L208 181L206 182V185L210 182V180H211L212 182H214V181L212 180L213 178H211L210 175H209V174L212 173V172L209 173V170L212 169V171H213V170L215 171L214 173L217 172V173H216L217 175L215 174L216 178H218V179H222V180H223V181L220 182L219 180H217V179L215 178V176H213L214 179H216V182H217V181L220 182L218 187H219L220 189H223V191H221L222 193H223L224 191H225L224 194L228 192V191L226 190V187H224V186L226 185V182H224V181L229 180L230 182H229V181L227 182V184L230 183L229 186H228V188H229V187H230V188H233V187H231V184H232V186H233V184L237 181L235 184H238V186L235 185V187H237V189H238L237 191H239V193H237V194H240V195H241V193H240V190L242 189L241 186H246V185H245L246 181L244 182V180H246L247 178H249L250 180L247 179L248 182H249V181L251 182L252 180H254V181L256 182V181H257V178H258V177H256L257 174H260V173H261V172H260V169L257 168V167H255L253 164H250V163H251V162H250L251 159L249 158V157H250L249 155H246V156H245V154H241V153H240V152L243 151V150H244V152H245L246 149H248V148H246L248 145H246V147H243L244 144H243V145H242V143L239 144V142H237V141H238L237 138H236V139H237V140H236V144H234V141H235V140H230V139L227 140V141H226V140H223L224 142H223L222 140L219 141V139L214 140V137H215V134L217 133ZM241 131H244V130H241ZM6 132H7V131H6ZM160 132H161V129H160ZM170 132H171V130H170ZM172 132H173V130H172ZM202 132H203V131H202ZM202 132H201V133H202ZM152 133H153V132H152ZM165 133H167V131H166ZM199 133H200V132H199ZM199 133H198V136H199ZM150 134H151V133H150ZM157 134H158V132H157ZM174 134H175V133H174ZM174 134H172V135H174ZM151 135H152V134H151ZM154 135H155V133H154ZM180 135H181V134H180ZM180 135H179V137H180ZM193 135H195V134H193ZM193 135H192V136H193ZM200 135L203 136V133L200 134ZM236 135H237V134H236ZM236 135H235V137H238V136H236ZM166 136H167V135H166ZM177 136H176V137H177ZM195 136H196V135H195ZM198 136H197V138H198ZM147 137H148V136H147ZM149 137H152V136H149ZM153 137H154V136H153ZM176 137L174 136V138H176ZM179 137H177V138L175 139L176 142H177V139H179ZM193 137H194V136H193ZM194 138H195V137H194ZM197 138H195V139L197 140V144H199L200 141H198V139L201 140V137H199L198 139H197ZM216 141H217V143H216ZM228 141H229V142H228ZM231 141H232V142H231ZM205 142H206V141H205ZM207 142H206V143H207ZM218 142H220V143H218ZM222 142H223V143H222ZM226 142H227L228 144H229V143H230V144L228 145ZM208 143H207V145H209ZM231 143H232V144H231ZM250 143H251V141H250ZM215 144H216V146H215ZM220 144H221V145H220ZM226 144H227V146H226ZM151 145L154 146L153 143H152ZM207 145H206V146H207ZM235 145H236L237 148H239L238 146L240 145V148H241V149L239 150V153H237V154H236V152H238V149H237V148H235V149L233 148V147H235ZM217 146H218V147L220 146L219 149H218ZM224 146L227 147V149L230 151V153H229V151H228L227 149H225ZM244 146H245V145H244ZM207 147H208V146H207ZM222 147H223V148H222ZM229 147H230V148H229ZM231 147H232V150H231ZM242 147H243V148H242ZM251 147H252V146H251ZM251 147H250V148H251ZM220 148L222 149V151H223V150H224V151L222 152ZM245 148H246V149H245ZM226 150H227L228 152H227ZM249 150H250V149H249ZM155 151H156V148H155ZM155 151H153V152H155ZM218 151H219V152H218ZM232 151H233V152H232ZM216 152H218V153H216ZM156 153H159V151H156ZM220 153H221V154H220ZM222 153H224V154H222ZM245 153H247V152H245ZM248 153H249V152H248ZM248 153H247V154H248ZM154 154H155V153H154ZM161 154H162V153H161ZM161 154H160V155L158 154V155H159L158 157L161 158ZM164 154H165V153H163L162 156H164ZM174 154H175V153H171L172 156L169 154L168 157H170V158H168V157H166V158H168V160L171 159L172 157H173V159H175V158H174ZM176 154H177V153H176ZM176 154H175V155H176ZM218 154H219L220 156H219ZM227 154H228V155H227ZM239 154L241 155V158L243 159V161H244V160L246 161V162H243V161H242V163H245L246 166H248L249 164L252 165L251 167H250V166L247 167V168L244 167V169H246V170H244V169H240V170H243V172L247 175V176H246L245 174H242V171L240 172V173H241V176L243 175V176H242V181L244 182V185H243L242 183H241V184L238 183V182L241 180V176H239L240 174H239V175L237 174L238 171H240V170H238L239 167H238L237 165H235L236 163H238L237 160H238L239 157H240ZM155 155H156V154H155ZM167 155H168V154H167ZM214 155H215V156H214ZM221 155H222V156H221ZM225 155H226V156H225ZM230 155H231V156H230ZM234 155H235V156H234ZM237 155H238V158L236 157ZM178 156H179V154H178ZM218 156H219V158H218ZM232 156H233V157H232ZM243 156H245V157H243ZM247 156H248L249 160L246 159ZM156 157H157V156H156ZM175 157L177 158V155H176ZM214 157H215V158H214ZM220 157H221V158H220ZM226 157H227V158H226ZM234 157H236V158H234ZM160 158H159V159H160ZM163 158H165V157H163ZM179 158H180V157H179ZM217 158H218V161H217ZM224 158H226V159H224ZM241 158H240V160H241ZM244 158H245V159H244ZM155 159H156V158H155ZM180 159H181V158H180ZM220 159H223V160H222V164H223V161L228 162V159H229V161H230L229 163H230L231 165H230L229 163H226V162H225V163H226V166H228V168H226V166L224 165L225 163L223 164V165L225 166L226 169H230V168L236 167V168L231 169L232 171H231V170H227V174L230 173L231 176H227V174L225 173L226 171L223 172L222 167L220 168V169H222V172H219L220 169H219V167L217 168V166H218V162H220V161H219ZM231 159H233L234 161L236 160V161L234 162V161L231 160ZM152 160H153V158H152ZM161 160H162V158H161ZM166 160H167V159H166ZM166 160H164V161H166ZM168 160H167V162H168ZM158 161H160V160H158ZM170 161H171V160H170ZM170 161H169L170 164H172V163L174 164V162H175V164H176V161H175V160H173L172 163H171ZM177 161H182V160H177ZM215 161H216V165H217V166L215 165ZM232 161L234 162V164L231 163ZM238 161H239V160H238ZM155 162H156V161H155ZM161 162H162V161L159 162V165L161 164ZM186 162H187V161H186ZM247 162H249V163H247ZM184 163H185V162H184ZM187 163H188V162H187ZM191 163H192V162H191ZM193 163H194V161H193ZM239 163L241 164L240 161H239ZM239 163H238V165H239ZM157 164H158V163H157ZM162 164H163V162H162ZM195 164H194V166H195ZM212 164H214V165H212ZM222 164H221V165H222ZM228 164H229V165H228ZM211 165H212L213 167H215V168H213ZM242 165H243V164H242ZM155 166H156V165H155ZM160 166H161V165H160ZM160 166H159V167H160ZM192 166H193V165H192ZM229 166H230V167H229ZM243 166H244V165H243ZM243 166H242V167H243ZM253 166H254L256 169L252 168ZM157 167H158V165H157ZM187 167H188V166H187ZM237 167H238V168H237ZM160 168H161V167H160ZM206 168H208V169H206ZM216 168H217V169H216ZM248 168H249L250 172H247V173H248V174H251L252 177H251V176L249 177V175L246 173V171H247ZM250 168H251V169H250ZM195 169H196V170H195ZM218 169H219V171H218ZM234 169H235V170L237 169V171H234ZM252 169H253L254 171H253ZM257 169L259 170L260 173L257 171ZM216 170H217V171H216ZM203 171H204L205 173H204ZM228 171H230V172H228ZM233 171H234V173H232ZM251 171L253 172V174H256V175H254V176L256 177V179H254L255 177L253 176V174H252ZM218 172H219V173H224V174H222V175H224L225 177L222 176L221 174H219ZM235 172H236V173H235ZM256 172H257V173H256ZM192 173H193V172H192ZM207 173H208V174H207ZM214 173H212V175H213ZM218 174H219V175H218ZM225 174H226V175H225ZM230 174H229V175H230ZM235 174H237V175H235ZM196 175H197V176H196ZM232 175H234V176H232ZM217 176H218V177H217ZM220 176H221V177H220ZM244 176H246V177H244ZM193 177H194V176H193ZM219 177H220V178H219ZM223 177H224V178H223ZM233 177H235V178H233ZM253 177H254V178H253ZM209 178H211V179L209 180ZM225 178H227V180H226ZM230 178H231L234 182H233ZM243 178H244V180H243ZM245 178H246V179H245ZM251 178H253V179L251 180ZM192 179H193V178H192ZM224 179H225V180H224ZM237 179H238V180L240 179V180L238 181ZM242 181H240V182H242ZM212 182H210V183H212ZM222 182H223V184H222ZM231 182H233V183H231ZM188 183H189V181H188ZM193 183H194V182H193ZM203 183H204V182H203ZM224 183H225V184H224ZM253 183H254V182H253ZM214 184H215V183H214ZM216 184H217V183H216ZM220 184H222V186H223V185H224V186L222 187ZM217 185H218V184H217ZM240 185H241V186H240ZM226 186H227V185H226ZM239 186H240V187H239ZM238 187H239V188H238ZM224 188H225V190H224ZM228 188H227V189H228ZM243 188H244V187H243ZM235 189H236V188H233V190H235ZM239 189H240V190H239ZM229 190H230L229 193H227V194L229 195V197H228L227 194H225V195H227L226 198L228 197L227 199H229V200H226V198H224V200H225V202H223L224 205H222L223 203L221 202V201H224V200H223V199L220 200V201L218 202V203H219V206L223 207V209L227 208L228 210H230V208H232V210L235 208V210H239V211L242 212V211L244 210V207H243L244 204L242 205V204L240 203V201H239V199H241L242 196L237 195L238 198H236V196L234 195V194H236V193H235L236 190H235V192H233L234 194L232 193L233 190H231V189H229ZM226 191H227V192H226ZM230 193L233 195V197L230 196ZM239 196H240V197H239ZM231 198H235V200L232 199V200H234V202H232V204L230 203V202L232 201V200H230ZM227 201H228L230 204H228ZM237 201H238V204L241 205V206H236V205H238V204H237ZM220 202H221L222 204H221ZM226 203H227L228 205H227ZM234 203H235V205H233ZM226 205H227L228 207H225ZM230 205H231V206H230ZM232 205H233V206H232ZM238 207H241V208H238ZM227 209H225V210H227ZM245 209H247V208H245ZM235 210H233V211H235ZM252 211H253V210H252ZM219 228H220V226H219ZM221 229H222V228H221ZM221 229H220V230H221ZM177 230H179V229H177ZM221 231H222V230H221ZM221 231H219V232H221ZM177 232H178V231H177ZM177 232H176V233H177ZM180 233H181V234H179V232L177 233V234H179V236H177L178 239H179V238H182V237L184 236V235H183V232H180ZM258 233H259V232H257V234H258ZM182 235H183V236H182ZM180 236H182V237H180ZM259 236H260V237H259ZM259 236L257 235V238L260 239V238L262 237V236H261V233H259ZM160 239H161V238H160ZM229 239H230V238H229ZM165 240L167 241V238H166ZM146 250L148 251L149 249H146V248H145V252L142 250L141 254L139 253L140 256L143 257V258H142V257H139V258H141V259L138 258L140 261L143 260L142 263H143V262L145 263V261H148L147 258H149V256H150V258H151V261L154 260L155 258L157 259V260H155V262L152 261L154 264L156 263V261L159 262V260H158L159 258H157V256H158L157 253H158V252H157V253L154 252V254L151 253V255H149L151 251H150V252H149V251L146 252ZM140 251H141V250H140ZM164 251H165V250H164ZM160 252H163V251H159V253H160ZM142 253H143L144 255H146V253H147L148 256H147V257H146V256H143ZM155 254H156V255H155ZM162 256L165 257L164 254L161 255V256H158V257L161 258ZM144 257H146L147 260H146ZM144 259H145V260H144ZM149 262H150V261H149ZM149 262H148V263H149ZM148 263H146V264H148ZM136 264H137V263H136ZM149 264H151V263H149ZM157 264H159V263H157Z\"/></svg>",
  "mask_w": 264,
  "mask_h": 264
}]
</instances>
